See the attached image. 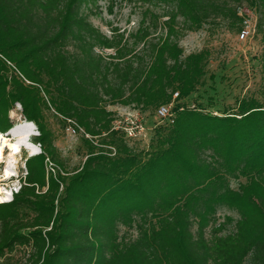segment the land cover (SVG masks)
Instances as JSON below:
<instances>
[{
    "label": "trees",
    "instance_id": "obj_1",
    "mask_svg": "<svg viewBox=\"0 0 264 264\" xmlns=\"http://www.w3.org/2000/svg\"><path fill=\"white\" fill-rule=\"evenodd\" d=\"M154 1L165 21L144 15L128 40L91 25L93 0H0V134L20 106L41 150L0 204V264H264V0H250L262 87L217 112L192 98L210 52L184 55L179 41L212 19L239 29L243 0ZM115 106H170L172 121L137 150L114 129ZM53 119L80 135L71 171ZM222 209L238 219L218 221Z\"/></svg>",
    "mask_w": 264,
    "mask_h": 264
},
{
    "label": "rangeland",
    "instance_id": "obj_2",
    "mask_svg": "<svg viewBox=\"0 0 264 264\" xmlns=\"http://www.w3.org/2000/svg\"><path fill=\"white\" fill-rule=\"evenodd\" d=\"M236 10L240 16L245 17V20L248 21L249 34L245 38L240 36L242 25L237 29L236 27L233 28L230 22L212 19L204 24L200 30L186 32L179 41V46L182 47L184 55L205 48L210 52L206 82L192 95V98L193 101L202 102L208 110L214 112L232 105L238 98L258 93L263 84V76L258 61L263 47L261 33L258 31V11L255 6L251 5L250 0H243ZM165 11V6L154 0H93L89 6L82 10L91 25L98 29L102 35L110 37L113 29H115L117 34H123L124 38L128 40L129 34L135 32L144 15L148 19L156 17L158 25H161L165 21L163 17ZM160 32H162L160 27L156 31L153 30L151 39H156ZM101 52L111 53V51ZM193 101L191 100V104ZM168 107L170 108V106ZM108 110L114 113V126L117 130H122L129 124V121L143 127V134L141 133L138 138L129 140L130 145L137 150L148 149L154 127L166 121L157 118L155 112L142 111L134 107L115 106L108 107ZM9 117L13 123L12 128L26 122L20 115V106H16L10 112ZM51 122L55 125L54 119ZM32 127L33 136L29 137L28 141L38 147L33 142L38 131L34 124ZM54 129L58 135L56 147L67 169L71 171L84 160V152L80 146V135L73 133L71 127H67L63 131L55 125ZM38 151L41 152L40 148ZM10 152V142L8 141L6 146L0 148V180ZM30 157L25 149L15 153L13 162L16 177H20L24 173L25 161ZM15 179L0 181V185L10 192ZM231 187L236 188L237 182L232 181ZM226 216L232 217L234 220L238 219L235 212L226 209L219 210L216 214L218 221H222ZM119 229L120 236L124 233L132 237L135 236L133 230ZM232 229L233 227H229L228 231L230 232Z\"/></svg>",
    "mask_w": 264,
    "mask_h": 264
},
{
    "label": "bare ground",
    "instance_id": "obj_3",
    "mask_svg": "<svg viewBox=\"0 0 264 264\" xmlns=\"http://www.w3.org/2000/svg\"><path fill=\"white\" fill-rule=\"evenodd\" d=\"M32 126L33 125L31 123L25 122V124L13 128L7 133V135L0 134V148L6 146V142L9 141L11 149V152L6 160L7 165L2 172L3 175L0 181L9 180L14 176L15 167L13 160H15L14 155L16 152H19L21 149H25L27 150L29 156L39 153L38 147L32 145L28 141L29 137L33 136V133L31 132L33 130ZM10 199L11 194L9 190L2 188L0 185V203H8Z\"/></svg>",
    "mask_w": 264,
    "mask_h": 264
},
{
    "label": "built area",
    "instance_id": "obj_4",
    "mask_svg": "<svg viewBox=\"0 0 264 264\" xmlns=\"http://www.w3.org/2000/svg\"><path fill=\"white\" fill-rule=\"evenodd\" d=\"M248 34H249V25H248V21L245 20V17H244L243 21H242V29L240 31V36H241V38H245ZM155 115L160 120L172 121V115H171V112H170V108L168 106L159 107L156 110ZM113 127H114V129H116L115 126H114V122H113ZM71 128H72L73 133H76V130L73 127H71ZM121 131H123L125 133V136H126L127 139L133 140L135 138H138V136L141 133L143 134L144 129H143L142 126L136 125L133 122L129 121V124L126 125ZM3 135H7V133L3 134ZM38 148H40L39 145H38ZM47 169L49 171H51L52 173H54L52 164L49 163ZM23 170H24V173L20 177H16L14 175L12 178L9 179V180H11V179L16 178L15 182H14V184L12 186L13 188L10 190V194H11L10 201H12L13 195L16 194L19 191L21 185L24 184L23 180L25 179V176L27 174L25 166H24ZM10 201H8V202H10ZM0 204H2V203H0Z\"/></svg>",
    "mask_w": 264,
    "mask_h": 264
},
{
    "label": "water",
    "instance_id": "obj_5",
    "mask_svg": "<svg viewBox=\"0 0 264 264\" xmlns=\"http://www.w3.org/2000/svg\"><path fill=\"white\" fill-rule=\"evenodd\" d=\"M12 129H13V128H12ZM12 129H11V130H12ZM11 130H9V132H10ZM37 154H39V153H37ZM37 154H36V155H37ZM33 156H35V155H33ZM31 157H32V156H31Z\"/></svg>",
    "mask_w": 264,
    "mask_h": 264
},
{
    "label": "crops",
    "instance_id": "obj_6",
    "mask_svg": "<svg viewBox=\"0 0 264 264\" xmlns=\"http://www.w3.org/2000/svg\"><path fill=\"white\" fill-rule=\"evenodd\" d=\"M32 124V123H31ZM33 125V124H32Z\"/></svg>",
    "mask_w": 264,
    "mask_h": 264
}]
</instances>
